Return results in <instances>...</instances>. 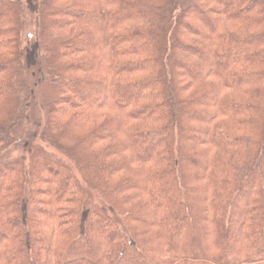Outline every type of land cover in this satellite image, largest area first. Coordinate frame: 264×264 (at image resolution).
I'll return each mask as SVG.
<instances>
[{"label": "trees", "instance_id": "1", "mask_svg": "<svg viewBox=\"0 0 264 264\" xmlns=\"http://www.w3.org/2000/svg\"><path fill=\"white\" fill-rule=\"evenodd\" d=\"M33 102L0 264H264V0H0V156Z\"/></svg>", "mask_w": 264, "mask_h": 264}, {"label": "rangeland", "instance_id": "2", "mask_svg": "<svg viewBox=\"0 0 264 264\" xmlns=\"http://www.w3.org/2000/svg\"><path fill=\"white\" fill-rule=\"evenodd\" d=\"M35 31L34 23L31 21L30 18L28 17H23V26H22V39L26 41V38L28 36H31ZM27 36V37H26ZM247 48V45L240 46L239 49H245ZM29 80L32 82L34 78L29 76ZM36 104V102L32 103L31 110L29 112L30 115V121L31 123L29 124L28 128L26 131L23 132L21 141L18 143H13L9 148H6L5 150L2 151L1 156H0V161L2 160H7V161H12L13 159H17L18 157L23 158V168L21 172H19V176H17V179L23 184V182L30 181L36 166L41 165V164H53L57 160L53 158V155L57 153L53 147L52 144L43 142V140L39 136H34L33 133H38L39 127H38V120L44 121L43 114L40 113V108L39 105ZM34 143V144H31ZM31 144V149L29 150V145ZM40 144V145H39ZM30 152H27V151ZM33 154H37L36 158L33 156ZM42 155V156H41ZM38 156V157H37ZM65 158V157H64ZM32 159H35L34 163ZM69 163H71V166H73V169L76 173L77 168L75 165V162L73 163L71 160H68L65 158ZM39 160V162H38ZM77 163V162H76ZM35 166V167H34ZM41 168V167H40ZM42 169V168H41ZM76 175V174H75ZM37 176H41L38 179L45 180L47 179V173L42 172L39 173ZM37 179V180H38ZM85 190H86V197H88L89 200L91 201H96L98 199V195L96 192H94L88 185H85ZM19 190H17L18 192ZM185 233V228H181L179 232L176 235V238H181L184 236ZM186 243V242H185ZM207 247L206 244L198 245L197 243H188V248L192 249H202ZM102 251V250H101ZM101 253V252H100ZM100 253L97 255L99 256Z\"/></svg>", "mask_w": 264, "mask_h": 264}]
</instances>
